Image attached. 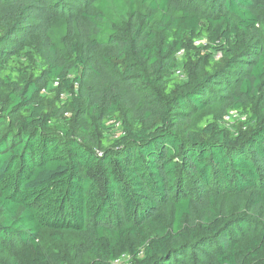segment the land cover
Returning <instances> with one entry per match:
<instances>
[{
	"label": "trees",
	"instance_id": "trees-1",
	"mask_svg": "<svg viewBox=\"0 0 264 264\" xmlns=\"http://www.w3.org/2000/svg\"><path fill=\"white\" fill-rule=\"evenodd\" d=\"M0 264H264V0H0Z\"/></svg>",
	"mask_w": 264,
	"mask_h": 264
},
{
	"label": "rangeland",
	"instance_id": "rangeland-1",
	"mask_svg": "<svg viewBox=\"0 0 264 264\" xmlns=\"http://www.w3.org/2000/svg\"><path fill=\"white\" fill-rule=\"evenodd\" d=\"M59 25H61L60 22L55 23L56 27L59 26ZM54 29H56V28H54Z\"/></svg>",
	"mask_w": 264,
	"mask_h": 264
}]
</instances>
